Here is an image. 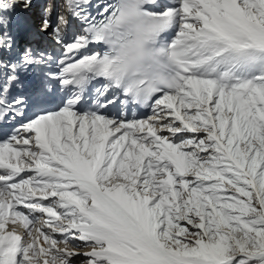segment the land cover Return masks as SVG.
Listing matches in <instances>:
<instances>
[{"label":"snow or ice","instance_id":"snow-or-ice-1","mask_svg":"<svg viewBox=\"0 0 264 264\" xmlns=\"http://www.w3.org/2000/svg\"><path fill=\"white\" fill-rule=\"evenodd\" d=\"M33 7L0 0V264H264V0Z\"/></svg>","mask_w":264,"mask_h":264},{"label":"bare ground","instance_id":"bare-ground-1","mask_svg":"<svg viewBox=\"0 0 264 264\" xmlns=\"http://www.w3.org/2000/svg\"><path fill=\"white\" fill-rule=\"evenodd\" d=\"M33 9H34V11H33ZM33 9H32V16L34 17L33 19L38 23L39 22V19L38 18H41L42 17V12H41V9H40V11H37L39 9V6H38V3H36L35 1H34V7H33ZM44 42H45V45H47V46L51 44V42L47 39V37L44 39Z\"/></svg>","mask_w":264,"mask_h":264},{"label":"rangeland","instance_id":"rangeland-1","mask_svg":"<svg viewBox=\"0 0 264 264\" xmlns=\"http://www.w3.org/2000/svg\"><path fill=\"white\" fill-rule=\"evenodd\" d=\"M33 11H34V9H33ZM37 11H40V9H38ZM63 245H61V247H62ZM83 251H87V249H82ZM81 250V251H82Z\"/></svg>","mask_w":264,"mask_h":264}]
</instances>
